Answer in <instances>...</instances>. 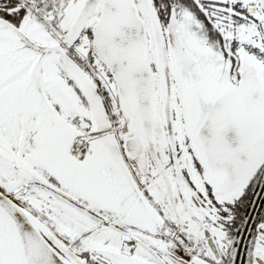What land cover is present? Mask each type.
Segmentation results:
<instances>
[{
    "label": "snow or ice",
    "instance_id": "1",
    "mask_svg": "<svg viewBox=\"0 0 264 264\" xmlns=\"http://www.w3.org/2000/svg\"><path fill=\"white\" fill-rule=\"evenodd\" d=\"M0 264H264V0H0Z\"/></svg>",
    "mask_w": 264,
    "mask_h": 264
}]
</instances>
